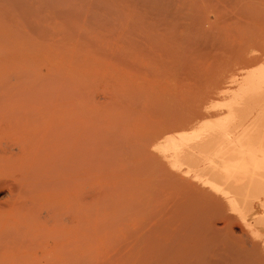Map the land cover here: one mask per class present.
<instances>
[{
  "label": "rangeland",
  "instance_id": "rangeland-1",
  "mask_svg": "<svg viewBox=\"0 0 264 264\" xmlns=\"http://www.w3.org/2000/svg\"><path fill=\"white\" fill-rule=\"evenodd\" d=\"M230 1L0 0V237L12 238H0V261L13 255L19 264L27 253L22 264H140L151 250L171 256L160 264H264L242 225L191 191L155 150L163 135L221 107L236 75L253 69L254 0ZM46 212L56 218L46 223L66 230L45 225V242H68L59 249L71 253L81 239L80 251L73 243L61 256L41 240ZM11 222L42 243L20 240L28 232L18 237ZM76 222L79 239L62 242ZM14 242L29 251L16 252Z\"/></svg>",
  "mask_w": 264,
  "mask_h": 264
},
{
  "label": "bare ground",
  "instance_id": "bare-ground-1",
  "mask_svg": "<svg viewBox=\"0 0 264 264\" xmlns=\"http://www.w3.org/2000/svg\"><path fill=\"white\" fill-rule=\"evenodd\" d=\"M225 1H228V0H225ZM254 3H255L256 15L254 17L255 18V20H254L255 21V23H254L255 24V27H254L255 33H253V34L256 35V36L254 35V37L256 38V42H257L256 50H258L257 51L258 53L255 56V58L253 59V61L250 60L252 63L251 66L253 67V69H251L249 66H248V68H250L251 70H248V68H245V69L243 68L242 70L240 69L241 71L236 75V77H235L236 79H234V82L230 86H228V88H227L228 90H231V91H229L227 95H224V96H226L224 98L222 95V99H224V104H222L221 107L219 106L218 107L219 109L215 106V108H216L215 110L207 111V113L205 112L204 114H201V116H198V118L195 119L196 121L194 120V123L179 126L177 129L174 130L173 135H163L161 137V140H160L161 142L158 140L159 143H157V145L155 146V150L159 154H161L162 160L165 159V162H163V163L167 166V169L170 170L175 175V177L179 178L181 181L183 180V183H189L188 185L190 186L191 191L194 192V190H195L196 192H200L202 194V197H203V195H205V197L209 198V199L206 198L205 201L212 200L213 202H215L216 205L223 211V213H220V214H222L221 216H223L225 213L226 215H228L230 217V219L232 218L235 221H237L245 229L244 231H246V233L251 236L250 238L253 239V241H252V243H254L253 245L256 248L264 250V0H254ZM210 6H211V3H210ZM230 6H233V5H230ZM252 6H254V5H252ZM219 7H218V9H219ZM246 8H248V7H246ZM210 9H212V8H210ZM221 9H222V6H221ZM213 10H215V9H213ZM248 10H250V9H248ZM208 11H209V9L206 11V13ZM210 11H212V10H210ZM200 12H198V13H200ZM227 13H229V12H227ZM237 13H241V11L240 12L238 11ZM245 15H247V14H245ZM193 16L194 15H192V17ZM220 17H222V16H220ZM222 18H224V17H222ZM254 18L252 17V20ZM204 19H207V18H204ZM248 19H249V17H248ZM235 62L236 61H234V63ZM238 63H239V61H238ZM247 63H246V65H248ZM246 65L244 64V66H246ZM217 95H219V94H217ZM219 96H221V95H219ZM217 98H219V97L216 96L217 101L220 100ZM222 99H221V101H222ZM188 192H190V191H188ZM71 201L72 200H70V201L68 200V203L70 204ZM207 203H208V206L211 205L210 202H207ZM65 204H66V201H65ZM71 204L69 205L71 207V208H69V210L71 209V211H75V210H72V207H75V206H73L75 204V201H73L72 205ZM75 205H77V204H75ZM25 206L27 207V205H25ZM28 206H29V204H28ZM50 207H52V206H50ZM78 209L76 208L77 213H79ZM48 210H50V209H48ZM67 210H68V208H67ZM56 211L57 210H55V212H54V214L56 213L55 215H57ZM33 212L34 211H32V213ZM50 212H52V210ZM216 212H218V210ZM73 213H76V212H73ZM73 213H72V215L74 216ZM77 213L75 214L76 216L78 215ZM208 213H210V212H208ZM24 214H26V213H23V215ZM47 214H48V212H46L45 217ZM14 215H13V218L15 219L16 215L15 216ZM29 215H30V212H29ZM36 215H37V213H36ZM55 215H54V217H55ZM214 215H216V214L214 213ZM9 216H11V215H9ZM38 216H40V215H38ZM76 216H75V218H77ZM25 217H28V216H25ZM22 219L24 220V218L21 217V221L18 222V224H20L21 222L25 223V220L22 221ZM34 219H32L30 222H29V220H28V222H26L28 224V226L31 224L32 221H34ZM42 219H44V218H42ZM48 219L49 220L54 219L52 213L51 214L49 213L47 215L46 220H42V224L44 226L42 224L40 226V224H39L40 222L37 220V218H36V220L38 222L36 221L37 222L36 224L35 223L33 224V222H32L31 225L37 226V224H38L41 227L40 230H42V228L44 230L45 225L48 228L52 224L51 225L52 227H50V229H53L52 231L56 230V228L59 229L60 226H58V225L56 226V223H54V225L56 227L53 225L54 221H52L51 224L49 223L50 225L48 224V222H50V221H48L46 223V221ZM0 220H2V219H0ZM15 220L19 221V218L15 219ZM3 221H4V219H3ZM43 221H44V223H43ZM5 223H7V222H5ZM76 223H78V222H76ZM8 224H10V223H8ZM12 224L13 223L11 222V225ZM14 224L12 225V227L13 226L15 227V225H16L17 230L22 228L21 231L20 230L15 231V228L11 227L12 229H14L15 233L18 232V235H19L20 232L24 231L25 227H24V229L21 226L19 228V226L17 224H15V225ZM122 225L123 224H120L119 227H121ZM211 225H213V224H211ZM35 226L33 227L34 229L31 228V226H30L31 230H33V233H35L37 231V235L38 234L40 235L41 232L40 233L38 232L40 230L39 229L35 230ZM205 226L206 225H204V227ZM61 227H60V229H63V227L62 228ZM77 227H79V223H78V225H76L75 229H77V230L74 231L75 233L71 232L72 234H69V236L72 235V237L68 236V233H70V230H71V228H70L69 230L67 229L68 233L66 231L67 235L65 234V236H64L66 238H64L62 235H60L61 239L60 238H58V239L62 240V242H64V241L67 242L66 239L69 238V242H71L70 238L73 239L74 234L76 235L74 239L77 240L76 237H78V239H79V233H80L79 231L80 230L78 231ZM122 227L120 228L121 232H124L122 234L123 235L126 233L128 234L129 232H126V231L127 230L129 231V229L126 228L125 225L123 227L125 230H123ZM198 228H199V225H198ZM198 228H197V230H198ZM1 229H3V228H1ZM12 229H10V230H12ZM27 229H26L27 231H25V233L29 231V227ZM134 229H136V228H133V232L136 231V230L134 231ZM191 229L194 230L193 227ZM208 229H209V227H208ZM65 230L66 229H63L61 231V234L63 232V235H64ZM200 230H202V232H204V228H202ZM205 230H207V229H205ZM14 231H11V235L13 234ZM71 231H73V229ZM0 232H1L0 234H2V232H4V231L2 230ZM44 232H45V234H43V232H42L43 235H42L41 240L45 242V239L49 240L47 238L49 235L48 236L46 235L48 233L47 231L44 230ZM25 233H23V234H25ZM54 233H55V231H54ZM175 233H176V231L172 232V234H174L173 237L177 235V234L175 235ZM27 234L28 235H25L27 238L24 236V238L22 237L20 240H22V239H23V241H25V240L29 241V239L31 240L32 239L31 236H33L32 233L28 232ZM56 234L58 235L59 233H57V231H56ZM13 235H16V234H13ZM44 235H46L47 237ZM2 236H4V235L2 234ZM21 236H22V234H20V236H18V237H21ZM40 236L39 237L35 236L34 238L36 239V237H38L40 239ZM209 237H211V240H212V236L210 235ZM9 238L10 237H8V239ZM15 238H13V239L15 240ZM43 238H45V239H43ZM179 238H181V237L179 236ZM179 238H178V240H181ZM1 239H6V241L8 242V239L5 237L1 238ZM11 239L12 238H10L9 240H11ZM56 239H54V240H56ZM176 239L174 237V238H172V240L171 239L170 240L174 242V241H176ZM33 240H31V242H41L42 243V241H40V240L39 241H36V240L33 241ZM57 240H56V242H57ZM1 241H0V245L2 244ZM51 241L55 242V241H53V239L50 238V241H48V242L46 241L47 243L46 242L45 243L47 245H49L50 243L52 244ZM77 241L76 242L72 241L75 245L73 243H72V245L69 243V247H70V245H71V247L74 245V249H75L76 246L77 247L79 246L78 247L79 249L76 248V250L80 251L81 250L80 249L81 248L80 247L81 246V243H80L81 239H79V242H77ZM139 241H140V243H139ZM200 241H198V242H200ZM7 242L5 243V240H4L3 244L4 243L7 244ZM17 242H16V244H18ZM137 242L140 244V246L141 245H142V247L145 246L141 243L140 238H139V240H137ZM176 242L178 243V241H176ZM27 243L29 245L30 241ZM41 243H38L39 247L38 246L37 247L40 249L38 250V248H37V250L40 251L41 253L46 252L48 250V248H45L46 247L45 244H43V247L44 246L45 247L41 248L42 247V246H40ZM76 243H78V244L76 245ZM177 243L174 244V247H176ZM11 244L12 243H10L8 245H11ZM35 244H37V243H35ZM137 244H136V247H137ZM139 244H138V246H139ZM208 244H210V243H208ZM208 244L206 241L205 246ZM4 245H2V246L4 247ZM23 245L25 246L24 242H23ZM55 245H53V246H55ZM67 245H68V242L64 244L65 248L63 247V244H61L60 247L57 244V247H58V249L62 247L63 250H66ZM196 245H198V244H196ZM14 246H15V242L13 244V248H15ZM16 246H18V245H16ZM27 246H26L27 250L26 249L23 250V247L21 248L20 246H19L20 249L18 247V248H15V250L18 249V251H16V252H19V250L28 252L29 251L28 249L30 247L27 248ZM30 246H31V244H30ZM53 246H51V248ZM3 247H0V252H1V249ZM5 247H6V245H5ZM9 247L10 246H8V248ZM71 247L68 249H71L73 251V248H71ZM207 247L209 248V246H207ZM255 247H254V249L256 250ZM11 248H12V246H11ZM5 249H6V251L3 250L2 254L6 252L5 254L7 255L8 250H7V248H5ZM32 249L34 251L33 246H32ZM140 249H142V248H139L138 251ZM259 249H257L258 253H259ZM12 250L13 249H11V251ZM41 250L42 251L44 250V251L42 252ZM63 250L61 251V249H59V251H58L62 254L61 256H65V254H67V253H69V254L72 253L71 250H70L71 253L69 251L67 252V251H63ZM144 250H145V248H144ZM33 251L28 253L27 256H29V254H35V253H33ZM53 251L55 252V249ZM140 251L142 252L143 250H140ZM54 252H52V253H54ZM58 252H57V255H58ZM75 252H77V251H74V253H73L75 255L74 257H78L79 255L75 254ZM250 252H252V251H250ZM262 252H264V251H262ZM262 252L260 254H262ZM8 253L12 254V252H8ZM14 253H15V251H14ZM52 253H49V255ZM63 253H64V255H63ZM150 253H151V250H150ZM150 253H148V251L146 250L145 254L144 255L142 254L144 256V259H143V258L139 257L140 254L138 252L139 259L137 260V263H140V264H143V263L144 264H160V263H163V261L167 259V257H165V256H168L164 252L162 254V251L160 252V254H157V255H156V253L152 254V253H154V251H152L151 254ZM25 254H27V253H25ZM43 254H42V256H43ZM46 254L48 255V253H46ZM164 254H165V256H164ZM254 254H255V252H254ZM257 254H255V255H257ZM8 255H7V257H8ZM24 255H22V257L19 256V259L22 258V260H20L19 264H22L21 262H23L24 260H25L24 263L26 261H29V260H26L27 258L28 259L30 257L32 258V256L30 255L29 257H27L25 259ZM37 255H39V254H37ZM61 256L60 257L58 256L57 259L58 258H61V259L64 258V257L62 258ZM69 256H71V255H69ZM199 256H200V258L202 257L201 255H199ZM199 256H197V258H196L197 262L200 261ZM233 256H235V254ZM246 256H247V254H246ZM10 257L13 258V255H11ZM10 257H9V259L7 258L6 260L4 258V260L7 264L10 263L9 260L10 261L12 260ZM169 257H171V256H168V259H169ZM43 258L46 259L48 257H46V258L43 257ZM243 258L244 257H242L239 261L243 262L244 261V260H242ZM17 259H15V261H17ZM64 259L61 262H63ZM233 259H235V257ZM260 259L261 260H259V259L258 260L260 262L264 263V255L263 254L260 255ZM2 260L0 262H2ZM51 260L53 262V259H51ZM187 260H189V258H187ZM245 260L248 261L247 259H245ZM34 261L32 260V262L34 264H35V262L40 263L41 259H40V261H38V260L35 262ZM44 261L47 262V260H44ZM202 261H203V259H202ZM246 261H244L245 264L247 263ZM242 262H241V264H242ZM13 263H14V261H13ZM228 263L231 264L230 262H228ZM14 264H17V263L15 262ZM41 264H43V263H41ZM56 264H59L58 261L56 262Z\"/></svg>",
  "mask_w": 264,
  "mask_h": 264
}]
</instances>
